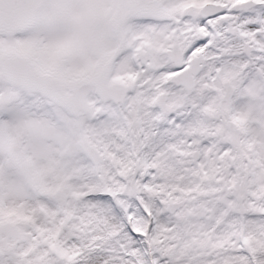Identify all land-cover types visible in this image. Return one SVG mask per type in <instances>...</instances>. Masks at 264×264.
Returning a JSON list of instances; mask_svg holds the SVG:
<instances>
[{
	"label": "snow or ice",
	"instance_id": "6c2138e0",
	"mask_svg": "<svg viewBox=\"0 0 264 264\" xmlns=\"http://www.w3.org/2000/svg\"><path fill=\"white\" fill-rule=\"evenodd\" d=\"M0 264H264V0H0Z\"/></svg>",
	"mask_w": 264,
	"mask_h": 264
}]
</instances>
